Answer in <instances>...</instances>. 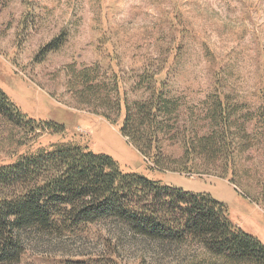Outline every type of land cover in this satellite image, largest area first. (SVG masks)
<instances>
[{
	"label": "rangeland",
	"instance_id": "obj_1",
	"mask_svg": "<svg viewBox=\"0 0 264 264\" xmlns=\"http://www.w3.org/2000/svg\"><path fill=\"white\" fill-rule=\"evenodd\" d=\"M61 34L62 47L37 61ZM95 63L118 75L131 100L143 97L133 88L136 76L155 74L178 101L187 132H205L200 114L210 94L230 96L251 118L253 145L236 156L228 177L158 170L122 135L124 116L112 123L69 94L67 66ZM0 88L29 117L66 128L19 146L21 132L0 124V165L52 144L87 147L125 172L211 194L235 225L264 243V0H8L0 6ZM182 152L179 144L164 146L167 155ZM21 264L227 263L195 241L160 244L100 223L72 236L30 239Z\"/></svg>",
	"mask_w": 264,
	"mask_h": 264
},
{
	"label": "trees",
	"instance_id": "obj_2",
	"mask_svg": "<svg viewBox=\"0 0 264 264\" xmlns=\"http://www.w3.org/2000/svg\"><path fill=\"white\" fill-rule=\"evenodd\" d=\"M63 44L61 34L35 59L44 61ZM67 76L68 92L78 105L112 123L124 116L122 135L160 171L228 177L236 156L253 145L251 118L242 117V107L228 95L210 94L200 114L205 132H187L181 129L178 101L159 87L155 74L136 76L133 88L143 97L133 100L122 92L118 75L109 76L99 63L71 64ZM0 124L21 132L19 146L66 131L63 124L29 117L2 88ZM167 142L182 146V155L165 154ZM100 223L120 225L136 238L160 244L195 241L227 264H264V243L234 224L224 202L125 172L108 154L52 144L0 165V264H21L34 237L63 238Z\"/></svg>",
	"mask_w": 264,
	"mask_h": 264
}]
</instances>
